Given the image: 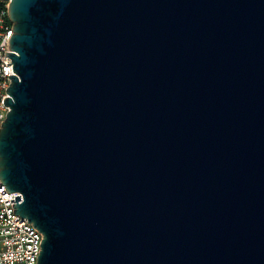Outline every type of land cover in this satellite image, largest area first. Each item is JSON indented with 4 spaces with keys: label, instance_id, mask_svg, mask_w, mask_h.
Masks as SVG:
<instances>
[{
    "label": "water",
    "instance_id": "obj_1",
    "mask_svg": "<svg viewBox=\"0 0 264 264\" xmlns=\"http://www.w3.org/2000/svg\"><path fill=\"white\" fill-rule=\"evenodd\" d=\"M9 17L0 178L37 264H264V0Z\"/></svg>",
    "mask_w": 264,
    "mask_h": 264
},
{
    "label": "built area",
    "instance_id": "obj_2",
    "mask_svg": "<svg viewBox=\"0 0 264 264\" xmlns=\"http://www.w3.org/2000/svg\"><path fill=\"white\" fill-rule=\"evenodd\" d=\"M11 0H0V127L6 119L9 106L4 100L9 96L7 88L12 82L9 75L16 74L13 62L6 52L10 49V37L13 33V24L9 17ZM12 62L11 64H7ZM18 192H8L0 178V264H37L38 255L42 250L41 241L44 238L42 231L27 217L14 213L13 203ZM11 199H14L11 202Z\"/></svg>",
    "mask_w": 264,
    "mask_h": 264
}]
</instances>
